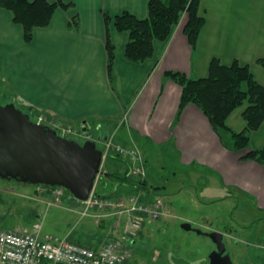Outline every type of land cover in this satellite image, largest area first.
<instances>
[{"label": "crops", "instance_id": "0c3cea01", "mask_svg": "<svg viewBox=\"0 0 264 264\" xmlns=\"http://www.w3.org/2000/svg\"><path fill=\"white\" fill-rule=\"evenodd\" d=\"M63 1L72 6L58 8L48 26L36 27L31 42L25 40L24 28L13 20L12 12L0 7V93L5 89L8 101L27 111L71 126L86 121L96 130L104 129L112 142L136 147L145 162L147 149L171 150L184 168H193L195 173L204 169L222 181L230 193L226 197L263 214L264 162L243 157L264 147V122L251 133L249 147L232 149L197 105L188 104L178 117L183 88L165 73L179 71L190 78H202L208 76L213 58L227 65L237 60L249 65L256 80L264 84V67L258 63L264 57V0H201L199 13L206 23L196 49L185 34L188 16L184 14L166 41H155L154 54L143 62L126 58L129 35L111 26L116 45L113 82L108 72L103 12L117 15L130 11L147 18L149 0ZM74 16L78 17L77 26L72 24ZM245 126L244 120L241 130ZM110 166L109 171L129 172L124 159H116ZM134 188L131 190L144 192L149 199L150 192ZM114 189L129 193L128 186L117 181ZM249 220L246 232L252 234L256 220ZM100 236L97 243L105 238ZM242 236L237 239L250 252L261 248L247 234ZM256 257L248 259L251 264L259 262Z\"/></svg>", "mask_w": 264, "mask_h": 264}, {"label": "rangeland", "instance_id": "374dc122", "mask_svg": "<svg viewBox=\"0 0 264 264\" xmlns=\"http://www.w3.org/2000/svg\"><path fill=\"white\" fill-rule=\"evenodd\" d=\"M5 93L7 94L5 89H2L0 93L2 104L10 102ZM245 105L246 103L238 107L230 119V125L236 130L243 128L244 118L241 111ZM17 106L20 107L19 104ZM20 108L26 110L24 106ZM46 118L51 120V117ZM31 119L38 123L34 116H31ZM39 124L50 125L56 130L47 121ZM73 127L82 131L84 129L86 133L91 134V138L88 137V139L95 140L102 150L107 142H111L109 134H106L108 140H104L106 136L104 129L95 131V127L92 126ZM85 132H83L84 135H73L68 138L83 143L89 136ZM225 141L230 142L227 135H225ZM159 149L146 151L148 184L149 187H155V190L149 193L147 201H153L156 194L161 195L169 215L156 220H150L146 214L143 217L123 215L121 218L117 212L91 209L90 215L82 217L80 211L83 210V206H79L81 200L71 195L64 187L65 197L62 202L52 205L50 203L54 198L53 192L44 190L47 186L0 178V231L22 229L41 221L43 222L42 232L58 238L69 236L74 240L87 239L98 246L100 242L97 243V236L100 235L106 239L125 240L133 254L128 264H210L209 254L216 245L209 236L198 234L194 230L183 229L182 223L188 221L194 227L204 231H225V241L234 264H251L249 260L255 256L259 261L257 264H264V218L255 219L264 213L259 214L253 206H249L250 209L243 208V205L248 204L226 197L230 193L220 179L212 178L204 169H199L198 173H195L193 168H184L171 150ZM112 155H108L107 161L105 160L101 165V173L99 172L100 175L95 182L94 195L111 190L113 192L106 196L113 198L124 195V191L114 189L116 181L121 183L122 179L112 181L103 174L109 171L111 162L116 160ZM130 190L131 188L128 192L138 193V190ZM142 193L139 192L142 196L146 195ZM136 217L143 218L140 226L133 223ZM249 218L251 222L256 220L252 227V234L246 232L249 229ZM244 234L260 244L261 248L256 247L254 253L247 250L237 239V237L244 238L242 236ZM127 235L130 239H124ZM236 240L239 242L236 243Z\"/></svg>", "mask_w": 264, "mask_h": 264}, {"label": "trees", "instance_id": "16d2710c", "mask_svg": "<svg viewBox=\"0 0 264 264\" xmlns=\"http://www.w3.org/2000/svg\"><path fill=\"white\" fill-rule=\"evenodd\" d=\"M200 2L201 0H149L147 18H140L130 11H123L117 15L104 11L108 72L111 81L113 82L115 78L114 62L116 59V45L111 37V26L129 35L126 58L133 62H143L154 54L155 41H166L184 14H187L188 20L184 31L192 49L195 50L202 28L206 23L205 17L199 13ZM70 6L72 3H65L63 0L54 2L49 0H0V7L11 11L13 20L23 26L24 38L27 42L32 41L36 27H46L51 23L58 8L68 9ZM72 24L75 26L79 24L77 16H74ZM258 63L264 67V57L258 59ZM165 75L183 88L178 117L188 104L193 103L204 112L222 141L225 142V135L228 136L231 143L228 146L235 150L249 147L251 133L264 122V84L256 80L249 65H243L237 60L227 65L220 59L213 58L206 77L190 78L179 71H167ZM245 103L242 115L246 126L243 130L236 131L228 124V118ZM112 156L115 159H123L118 155ZM243 159L264 162V147L251 150ZM110 172L115 174L113 178H110L111 180L122 179L121 184L129 188L140 187L147 189L148 192L155 190V187H149V176L144 180L135 181L129 172L124 174L116 173L117 171ZM111 192L113 190L96 195L108 197L106 195ZM101 240H99L100 243ZM76 241L94 245V243L82 240ZM236 243H238L237 240Z\"/></svg>", "mask_w": 264, "mask_h": 264}, {"label": "water", "instance_id": "95a60500", "mask_svg": "<svg viewBox=\"0 0 264 264\" xmlns=\"http://www.w3.org/2000/svg\"><path fill=\"white\" fill-rule=\"evenodd\" d=\"M82 126L89 125L85 121ZM104 140H108L107 135ZM102 162L103 150L95 140L80 143L61 136L50 125L33 122L30 114L15 101L0 102V178L61 186L85 201L95 187ZM103 174L108 178L115 175L110 171ZM182 228L212 239L216 247L209 254L210 264H234L223 232L204 231L188 221L182 223Z\"/></svg>", "mask_w": 264, "mask_h": 264}, {"label": "built area", "instance_id": "2783aa9c", "mask_svg": "<svg viewBox=\"0 0 264 264\" xmlns=\"http://www.w3.org/2000/svg\"><path fill=\"white\" fill-rule=\"evenodd\" d=\"M30 116H34L38 123L47 121L52 124L59 135L64 137L84 135L85 132L84 129L82 131L61 121H58L60 124L52 122L57 119L49 120L43 113L30 111ZM86 134L89 135L85 136L87 139L91 138V134ZM112 154L128 162L130 176L135 181L147 177L145 161L136 147L109 141L103 149V162ZM44 190L53 192L54 198L50 203L52 205H58L65 197L63 187L47 186ZM79 202V206H83V210L80 211L82 217L90 215L91 209L117 212L121 217L123 215L143 217L146 214L149 219H159L169 215L161 196H157L153 201H147L145 196L136 192L116 198L101 197L94 195L93 192L87 200ZM142 219L136 217L134 225L140 226ZM42 225L43 222L39 221L22 229L0 231V264H128L132 259V252L125 240L106 239L99 246L84 244L69 236L58 238L43 234Z\"/></svg>", "mask_w": 264, "mask_h": 264}, {"label": "flooded vegetation", "instance_id": "af4514ba", "mask_svg": "<svg viewBox=\"0 0 264 264\" xmlns=\"http://www.w3.org/2000/svg\"><path fill=\"white\" fill-rule=\"evenodd\" d=\"M10 102H11V101H10ZM126 238H129V236L127 235V236L125 237V239H126ZM129 239H130V238H129Z\"/></svg>", "mask_w": 264, "mask_h": 264}]
</instances>
